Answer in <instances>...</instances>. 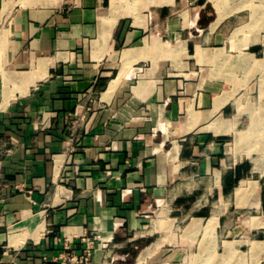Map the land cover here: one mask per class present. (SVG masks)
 <instances>
[{
  "label": "crops",
  "instance_id": "obj_1",
  "mask_svg": "<svg viewBox=\"0 0 264 264\" xmlns=\"http://www.w3.org/2000/svg\"><path fill=\"white\" fill-rule=\"evenodd\" d=\"M218 21L0 0V264H264V49Z\"/></svg>",
  "mask_w": 264,
  "mask_h": 264
},
{
  "label": "rangeland",
  "instance_id": "obj_2",
  "mask_svg": "<svg viewBox=\"0 0 264 264\" xmlns=\"http://www.w3.org/2000/svg\"><path fill=\"white\" fill-rule=\"evenodd\" d=\"M203 2L207 1L211 3L216 9L215 3L213 0H202ZM225 8L224 18L230 19L231 22L235 23L233 32L236 34H241L243 30L250 29V35L256 37L264 49V0H223ZM142 1L140 2V4ZM139 4V3H137ZM234 8V9H233ZM217 10V9H216ZM211 16L210 14L208 15ZM245 24L249 27H245L242 30V24ZM233 35V37H235ZM261 85H264V74L261 75ZM258 110L263 109V105L256 106ZM258 144V143H257ZM254 143V151L259 149V145ZM263 147L260 145V148Z\"/></svg>",
  "mask_w": 264,
  "mask_h": 264
},
{
  "label": "built area",
  "instance_id": "obj_3",
  "mask_svg": "<svg viewBox=\"0 0 264 264\" xmlns=\"http://www.w3.org/2000/svg\"><path fill=\"white\" fill-rule=\"evenodd\" d=\"M8 151L9 149L5 150L6 153ZM3 153L0 154V165L2 162L1 156L3 155ZM91 250H92V246L87 245V247H85L83 251L79 254L73 252H65L61 254L59 258L68 264H95L91 259Z\"/></svg>",
  "mask_w": 264,
  "mask_h": 264
},
{
  "label": "bare ground",
  "instance_id": "obj_4",
  "mask_svg": "<svg viewBox=\"0 0 264 264\" xmlns=\"http://www.w3.org/2000/svg\"><path fill=\"white\" fill-rule=\"evenodd\" d=\"M139 1V0H138ZM214 1V3H215V6H216V9H217V11H218V20L220 21V20H222V19H224V17L226 16V15H228V14H226L225 15V8L226 7H224V2H223V0H213ZM137 2V1H136ZM139 4H140V2H139ZM234 9V8H233ZM218 21V22H219ZM251 108V107H250ZM251 111V110H250ZM252 113L254 112V111H251ZM252 115H254V114H252ZM251 115V116H252ZM250 116V117H251ZM261 121V120H260ZM256 125H259V124H256ZM259 126H261V125H259ZM255 128V127H254ZM263 128V127H262ZM252 129V128H251ZM250 129V130H251ZM257 129V128H256ZM255 130V129H254ZM256 131V130H255ZM260 131H261V129H260ZM260 131H258V132H260ZM262 131H263V129H262ZM251 133H252V131H251ZM253 134V133H252ZM251 134V135H252ZM254 134H256V133H254ZM250 135V134H249ZM258 135V134H257ZM253 138V137H252ZM256 138V137H255ZM249 140V139H248ZM255 140H257V139H255ZM258 142H259V140H258ZM254 143H255V141H254ZM253 143V144H254ZM256 143H257V141H256ZM253 144H252V147H250V148H254L253 147ZM251 145V144H250ZM258 145V144H257ZM255 146V145H254ZM248 147H249V145H248ZM264 164V163H263Z\"/></svg>",
  "mask_w": 264,
  "mask_h": 264
}]
</instances>
